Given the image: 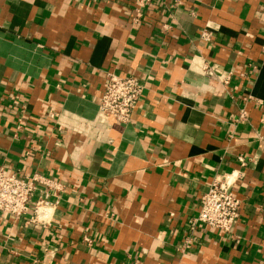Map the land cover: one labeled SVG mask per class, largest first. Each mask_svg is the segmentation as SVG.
Returning <instances> with one entry per match:
<instances>
[{
	"label": "crops",
	"instance_id": "obj_1",
	"mask_svg": "<svg viewBox=\"0 0 264 264\" xmlns=\"http://www.w3.org/2000/svg\"><path fill=\"white\" fill-rule=\"evenodd\" d=\"M135 6L0 0V167L65 185L37 221L0 214V264H264V0ZM108 72L144 84L127 124L99 111ZM238 170L232 233L195 223Z\"/></svg>",
	"mask_w": 264,
	"mask_h": 264
},
{
	"label": "built area",
	"instance_id": "obj_2",
	"mask_svg": "<svg viewBox=\"0 0 264 264\" xmlns=\"http://www.w3.org/2000/svg\"><path fill=\"white\" fill-rule=\"evenodd\" d=\"M155 0H135L134 23L143 20L144 11L153 4ZM163 2L164 0H159ZM179 1V0H176ZM201 41L208 43L213 40L210 29L205 28L200 34ZM205 74L209 77H220L225 84L231 81V72L219 75L220 69L217 65L206 63L203 67ZM144 84L134 76H123L115 72L106 74V82L103 94L99 102V111L107 119L121 124L130 122L132 113L142 100ZM21 112H26V107H21ZM50 117H54L51 114ZM248 120V112L241 109L239 115L232 119L237 125ZM23 116L17 119L16 130L22 129ZM242 166H246L248 160L240 156ZM241 170L226 173L215 177L210 183L207 191L203 194L200 209L195 218V223L203 224L212 230L229 234L235 229L240 217L243 201L235 193V185L241 179ZM65 185L62 181L46 175L41 171H35L30 175L19 176L10 173L6 168L0 167V214L5 217L22 218L28 214L33 205L34 215L30 221H37L43 211L50 207L52 199L60 198ZM36 200L34 201V198ZM89 244L92 240L85 237Z\"/></svg>",
	"mask_w": 264,
	"mask_h": 264
}]
</instances>
